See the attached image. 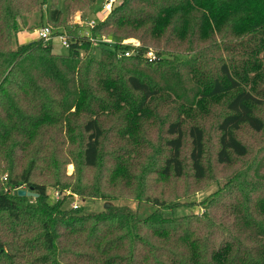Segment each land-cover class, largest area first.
Here are the masks:
<instances>
[{"label": "trees", "instance_id": "16d2710c", "mask_svg": "<svg viewBox=\"0 0 264 264\" xmlns=\"http://www.w3.org/2000/svg\"><path fill=\"white\" fill-rule=\"evenodd\" d=\"M37 1L0 0V264H264V137L254 153L238 136L245 128L264 134V115L256 113L264 111V40L251 53L253 61H222L217 73L205 72L212 54L236 50L228 49V38L264 32V0H124L88 29L92 38L111 37L114 47H93L84 37L64 54L54 51L53 42L17 45V19ZM97 1L71 0L68 6ZM64 4L50 8L48 22L60 24ZM125 39L141 42L138 54L121 55L130 48L121 45ZM150 48L159 60L146 64L142 54ZM184 76L191 99L190 88L173 93L174 79L182 83ZM161 92L180 101L177 119L167 124L163 156L140 146L105 160L106 118L114 117L112 127L122 125L116 132L133 138ZM221 98L216 163L247 167L226 178L204 201L203 213L167 216L164 210L174 213L184 204L150 196L151 175L183 178L189 139L193 177H207L205 129L196 123L186 128L185 122ZM133 156L141 164L127 159ZM69 163L78 172L103 164L107 174L73 182ZM135 166L143 170L135 174ZM20 188L39 196H19ZM49 188L62 192L60 200L51 201ZM74 196L109 203L128 198L157 210L143 217L112 204L85 213L80 205H66Z\"/></svg>", "mask_w": 264, "mask_h": 264}, {"label": "rangeland", "instance_id": "374dc122", "mask_svg": "<svg viewBox=\"0 0 264 264\" xmlns=\"http://www.w3.org/2000/svg\"><path fill=\"white\" fill-rule=\"evenodd\" d=\"M71 1V0H70ZM69 0H40L35 3L36 5L33 7V11L26 13L22 17L17 19L18 27L21 29V34L18 35V40L21 42L31 43L37 40L35 35V30L43 27V25H50L55 30L65 31L69 34H84L88 32V29L76 23L78 16L85 17H95L96 20H101L106 18L109 13L103 10H100L101 1H97L93 5L86 8H75L74 6L69 7ZM65 3V4H64ZM64 4L68 8L64 10V14L62 20L59 25H53L48 22L47 18L49 16L50 8H55L57 6H61ZM26 32V33H24ZM253 34V35H252ZM248 34L242 37L233 36L231 39L228 38L226 44L230 46V49H236L234 52H220L217 55L212 54L209 57V64L207 65V74L209 72L212 74L217 73V68L222 61L232 62L235 66H239L240 64H244L245 61H253L252 52L256 49H259V46L263 44L264 40V32H257ZM25 36H28L27 40ZM106 39L112 40L111 37L106 36ZM262 39V40H260ZM32 40V41H29ZM20 42L17 43V45ZM225 44V45H226ZM16 47V46H15ZM93 47L96 46L93 44ZM53 48L56 53H66L67 49L64 48L58 39L53 40ZM154 51L155 48H150ZM100 49H95L93 51L95 57L100 56ZM164 57V55H163ZM264 60V50L260 52L259 58ZM170 60H173V57H170ZM264 63V61H263ZM202 65V64H201ZM188 72L184 71V75L188 76ZM172 78H175L173 75ZM157 79H160L157 77ZM184 82L180 83L179 79H174L172 85L177 88V92L173 93H181L183 90L190 88L189 84L186 82V77L184 76ZM191 95L189 98L193 97L192 88ZM179 92V93H178ZM192 96V97H191ZM187 99H185L186 101ZM226 99L221 98L216 100L215 102H211L209 104L208 112H202L199 110L200 114L193 121L188 119L185 122V127L188 128L193 123L201 125L206 132V148H205V162L208 168V175L205 179L198 180L193 177V173L190 168L189 161V139H186V145L184 149L183 158L185 160L186 165V174L183 178H164L159 174L153 173L151 178L153 182L150 185V196L163 198L168 202L175 203H183L180 207L174 210L172 213L170 210H164L163 213L167 216H181V215H189V214H201L204 212L203 204L204 201L216 194L219 189L224 187L226 184V178L231 177L235 174L236 171H242L247 167L246 162H241L240 164L234 166L233 168H225L223 166H219L216 163V152L219 148L218 145V131H217V122L218 118L222 112L223 104ZM187 103V102H186ZM180 101L176 99L173 94L169 92H161L153 102L149 103L148 108L150 110V114L148 116L141 119V123L137 133H134L133 138L129 135H120L116 132L117 128H122V125L119 124L117 126L112 127L111 121H114V117L106 118L105 132L106 137L103 139L102 143V152L105 160L112 161L113 156L112 153L118 151L119 149H126L129 151H136L140 146H148L149 148H145L146 150H150L152 152H157L158 157L163 156V152L166 150V140L170 138L167 135V124L170 121H175L178 116V110L180 108ZM183 107V106H182ZM181 107V108H182ZM211 107V108H210ZM125 111V108L123 109ZM256 113L259 115H264V111L256 109ZM107 116V115H106ZM185 118V114L183 115ZM240 139L250 144L254 150V153L258 150V146L264 134L262 136L254 134L251 130L245 128L243 131L238 133ZM133 140V142L131 141ZM138 142V143H136ZM78 145H72L73 152L77 154L76 148ZM76 149V150H75ZM253 156V155H252ZM130 162L135 161V163H140V160L135 156L131 158H127ZM101 164L97 168H82L79 172L76 169L73 163H69L66 166V173L69 176L76 174L73 182H75L78 178L83 181H95L99 180L101 177L105 176L107 172H105L106 168ZM135 174L140 173L143 169L140 167H134ZM239 171V172H240ZM80 173V174H79ZM146 187V186H145ZM48 193L51 201H55L53 199L54 190L52 188L48 189ZM186 194L184 198L175 199L176 196H180ZM181 195V196H182ZM106 201L99 199H80L79 196H74L70 198L67 202V206L72 207L74 203L80 205L85 213L89 212H100L104 208V204ZM115 203L122 206H127L132 210H138L143 217L148 216L155 212L157 208L149 203L142 202L138 203L137 200H132L128 198H124L121 200L114 201ZM172 204V203H171Z\"/></svg>", "mask_w": 264, "mask_h": 264}, {"label": "built area", "instance_id": "2783aa9c", "mask_svg": "<svg viewBox=\"0 0 264 264\" xmlns=\"http://www.w3.org/2000/svg\"><path fill=\"white\" fill-rule=\"evenodd\" d=\"M124 0H102L100 10H103L105 12H108L109 14L112 13V11L117 8ZM106 18L101 20H96L95 17H83L78 16L76 23L85 27L86 29H92L95 26H97L100 22L104 21ZM35 35L37 37V40L43 41L45 45H48L49 43L53 42L54 39H58L60 44L66 48L67 50L71 47L72 43H81V40L85 38H89V40L92 42V44L98 46H103L106 48H112L116 45V42L112 39H106L105 36L101 38H92L90 35V32L84 33V34H69L65 31L61 30H55L50 25H45L43 27H40L35 30ZM121 45L123 46H130L129 49L125 50L123 54L125 57H131L135 54H138L139 49L142 47V44L137 39H125L121 42ZM142 57L146 64H153L159 60V57L153 49H148L144 54H142ZM63 196L62 192L55 191L53 199L55 201L60 200V198ZM74 209H78L79 205L74 203L72 206Z\"/></svg>", "mask_w": 264, "mask_h": 264}, {"label": "water", "instance_id": "95a60500", "mask_svg": "<svg viewBox=\"0 0 264 264\" xmlns=\"http://www.w3.org/2000/svg\"><path fill=\"white\" fill-rule=\"evenodd\" d=\"M15 193H16L17 195H19V196H22V197H24V196H28V197H34V198H36V197L39 196V194H37L36 192H34L33 188H30V189L20 188V189H18ZM111 205H112L111 203L106 202V203L104 204V208L107 209V208H109Z\"/></svg>", "mask_w": 264, "mask_h": 264}, {"label": "crops", "instance_id": "0c3cea01", "mask_svg": "<svg viewBox=\"0 0 264 264\" xmlns=\"http://www.w3.org/2000/svg\"><path fill=\"white\" fill-rule=\"evenodd\" d=\"M24 33H26V32H24ZM21 34V32L19 33V35ZM25 38H26V40H27V38H28V36H25ZM29 41H32V40H29ZM19 42H20V44H27L25 41L24 42H21L20 40H19Z\"/></svg>", "mask_w": 264, "mask_h": 264}]
</instances>
